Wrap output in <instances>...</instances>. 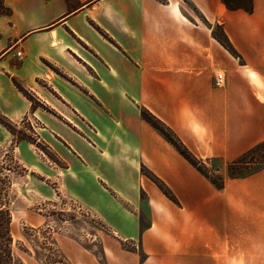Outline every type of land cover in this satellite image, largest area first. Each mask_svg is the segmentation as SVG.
<instances>
[{"label":"crops","instance_id":"crops-1","mask_svg":"<svg viewBox=\"0 0 264 264\" xmlns=\"http://www.w3.org/2000/svg\"><path fill=\"white\" fill-rule=\"evenodd\" d=\"M250 4L247 12L228 10L222 0H3L11 14L0 16V112L16 120L29 110L16 96L7 60L11 48L43 38L45 49L30 52L20 70L56 48L72 55L93 72L94 81L83 82L93 99L122 121L117 150L171 192L172 200L135 174L134 186L113 187L134 205L145 193L144 228L121 214L118 202L92 205L99 214L104 205L114 209L110 227L118 238L138 241L141 264H228L230 247H245L243 239L230 244V232L245 230L259 232L252 256L264 263V169L216 189L131 108L152 113L204 164L264 145V0ZM34 69L35 77L45 72Z\"/></svg>","mask_w":264,"mask_h":264},{"label":"rangeland","instance_id":"rangeland-1","mask_svg":"<svg viewBox=\"0 0 264 264\" xmlns=\"http://www.w3.org/2000/svg\"><path fill=\"white\" fill-rule=\"evenodd\" d=\"M237 2L247 6L250 1ZM231 4L237 3L232 0ZM0 12V16L11 14L3 0ZM52 44L56 46V41ZM44 49L43 38L10 49V81L16 96L30 108L16 120L0 112V210L11 218L16 260L20 264H141L145 255L138 241L124 236L120 239L110 227L115 220L114 209L104 205L105 213L99 214L92 205L118 202L119 212L144 228L148 224L145 193L134 205L113 187L118 181L123 187L134 186L135 175L146 177L157 187L155 175L145 167L134 171L125 152L117 150L115 131L123 129L122 121L93 99L83 85L94 81L93 72L85 70L72 55L62 53L61 48L48 58L31 55L32 64L20 70L30 52ZM34 64L45 71L42 76L35 77ZM134 106L131 108L138 113V120L148 124L141 115L148 117L146 113L150 112ZM254 157L256 165L251 166L243 165L249 155L232 168L229 164L234 160H213L205 165L218 183L240 180L230 177L260 167L264 146L254 152ZM114 195L119 196L117 201ZM242 213L240 209L239 218L251 224L252 219L247 215L243 218ZM258 234L249 230L230 232V244L243 239L245 247L234 243L228 264H258L253 262L251 248Z\"/></svg>","mask_w":264,"mask_h":264},{"label":"trees","instance_id":"trees-1","mask_svg":"<svg viewBox=\"0 0 264 264\" xmlns=\"http://www.w3.org/2000/svg\"><path fill=\"white\" fill-rule=\"evenodd\" d=\"M232 0H222L223 4L228 10H235V9H244L247 12L251 11V4L247 6L239 5L237 0H233L236 5L231 4ZM250 1V0H249ZM1 15V12H0ZM219 41L224 45L227 46L230 50L232 49L231 44L227 41L226 37L222 35V37H219ZM148 117H145L143 114L141 115L142 119H144L154 130H156L169 144H171L178 153L192 166L194 167L202 176H204L216 189H222L224 187L225 181L221 180L219 183L213 179V177L209 176L210 174L207 173V167L206 165L198 160L192 153L186 148V146L177 138V136L168 128L164 123H162L159 119L151 115L150 113H146ZM2 117V116H1ZM4 118V117H2ZM264 146L263 144L254 146L250 150H248L246 153H244L242 156H240L238 159L234 160L229 164V167L232 168L238 164H241L240 161L247 157L248 155L250 158L247 162H245L243 165L245 166H251L256 165L254 152ZM251 154V155H250ZM260 167L257 169L252 170L250 173L243 174L240 172H237L236 174L232 175L230 179H242L246 178L248 176L253 175L254 173L264 169V161L260 162ZM154 179L157 181V187L162 191V193L170 198H172L171 192L168 190L166 185L160 181L158 178L154 176ZM14 244V238L12 233V223L11 218L8 212L1 211L0 210V264H20L18 260H16L15 253L13 251L12 245Z\"/></svg>","mask_w":264,"mask_h":264},{"label":"built area","instance_id":"built-area-1","mask_svg":"<svg viewBox=\"0 0 264 264\" xmlns=\"http://www.w3.org/2000/svg\"><path fill=\"white\" fill-rule=\"evenodd\" d=\"M17 55L20 56V53H18ZM223 83H224V81H223L222 74H217L216 75V78H215V81H214V85L216 87H222L223 86Z\"/></svg>","mask_w":264,"mask_h":264}]
</instances>
